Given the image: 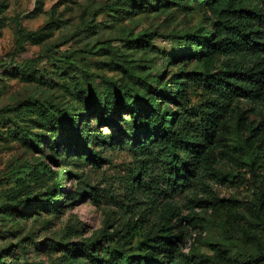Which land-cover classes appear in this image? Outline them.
Here are the masks:
<instances>
[{"label": "rangeland", "instance_id": "374dc122", "mask_svg": "<svg viewBox=\"0 0 264 264\" xmlns=\"http://www.w3.org/2000/svg\"><path fill=\"white\" fill-rule=\"evenodd\" d=\"M215 22L200 0H0V264H107L169 229L180 264H264V102L233 104L206 154L213 170L179 194L162 176L152 189L139 171L150 163L114 149V134L128 140V110L112 116L118 129L100 119L112 98L161 95L207 71L185 36ZM186 93L200 95L193 83ZM67 117L102 152L100 167L68 139Z\"/></svg>", "mask_w": 264, "mask_h": 264}, {"label": "trees", "instance_id": "16d2710c", "mask_svg": "<svg viewBox=\"0 0 264 264\" xmlns=\"http://www.w3.org/2000/svg\"><path fill=\"white\" fill-rule=\"evenodd\" d=\"M200 2L216 15L214 28L187 34L185 42L203 50L207 71L199 72L193 78L189 74L177 77L175 90L169 86L162 96L151 87L145 93L132 91L133 102L126 97L112 98L102 107L107 116L100 118L101 123L116 129L112 116L120 117L123 110L129 111V132L123 133L128 140L123 142L120 135L114 134L118 145L114 149L130 151L144 164L150 163L139 171L143 174L147 168L153 174L147 183L155 185L152 189L156 191L159 190L156 180L160 176L173 194L183 193L192 184L200 182L213 170L214 161L206 154L225 129L233 104L239 98L253 103L264 102V0ZM151 37V34H140L135 40L150 43L147 39ZM179 53L175 51L174 55ZM226 58L233 62L223 63L218 69ZM40 60L41 57L28 60L21 69L31 70ZM191 83L200 91L196 101L186 93ZM170 105L176 106V113ZM66 122L68 139L82 149L84 161L100 167L105 161L102 152L93 148L71 117H67ZM153 164L161 166V173L152 170ZM46 168L49 169L48 165ZM33 205L31 202L30 207ZM177 209L175 204L168 205V215L175 217ZM189 221L195 223L194 219ZM163 231L160 240H152L139 254H120L107 264H156L158 257L164 264H180V236L173 234V229ZM214 249L220 254L217 248ZM195 258L191 256L190 262L196 263Z\"/></svg>", "mask_w": 264, "mask_h": 264}]
</instances>
